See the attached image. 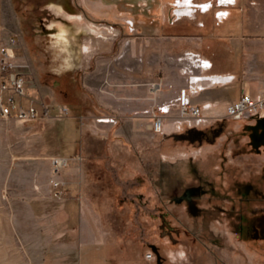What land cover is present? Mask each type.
I'll return each mask as SVG.
<instances>
[{
    "label": "rangeland",
    "instance_id": "374dc122",
    "mask_svg": "<svg viewBox=\"0 0 264 264\" xmlns=\"http://www.w3.org/2000/svg\"><path fill=\"white\" fill-rule=\"evenodd\" d=\"M187 2L4 0L0 45L14 46L29 96L49 108L28 121L0 114V264H44L43 252L25 249L16 232L18 215L28 212L22 194L10 193L8 174L24 162L21 149L58 146L61 127L51 124L60 106L70 102L71 124L83 99L88 147L79 155L90 237L139 245L157 264H264V117L185 118L174 108L177 90L197 74L191 59L179 57L199 31ZM200 13L192 17L202 20ZM60 25L65 44L56 41ZM130 84L137 106L156 105L157 90L165 102L163 129L149 128L148 138H127L118 133L126 123L110 121Z\"/></svg>",
    "mask_w": 264,
    "mask_h": 264
},
{
    "label": "crops",
    "instance_id": "0c3cea01",
    "mask_svg": "<svg viewBox=\"0 0 264 264\" xmlns=\"http://www.w3.org/2000/svg\"><path fill=\"white\" fill-rule=\"evenodd\" d=\"M187 3L195 5L190 20L199 28L190 39L191 50L179 55L180 59H191V67L197 70L196 75L190 76L189 85H184L190 89L192 102L202 108L203 114H217L226 112L228 103L237 100L244 91L260 97L264 93V0H188ZM188 9L193 12L190 7ZM197 10L201 11L202 20L192 17ZM5 11L4 0H0V27L4 23ZM1 45L0 57L5 44ZM70 65L67 69L62 67L60 73L71 70L74 65ZM1 75L0 72V83ZM124 90L126 99L123 105L120 103L119 109L115 108L120 113L108 114L110 121H124L127 130L121 128L118 133L122 134L123 130L127 138H148L152 133L149 120L152 122L155 113L165 112V102L159 101L157 90L156 105L150 101L146 107L144 101L143 107H139L136 105L135 87L126 85ZM237 90H240L239 94L235 92ZM68 103L62 104V108L60 106L61 111L64 107L70 110ZM78 104L80 112L72 115L76 118L74 123L70 124L65 119L69 114L63 112L60 121L51 124L61 127L58 146L21 149L20 153L25 155L24 162H15L10 169L7 182L14 186L10 193L22 194L21 202L28 212L27 219L22 214L18 215L21 224L16 227V232L25 249L43 252L44 264H157L153 257H147L149 251L139 245L89 236L92 231L83 220V160L73 159L63 170L67 178L64 196L53 195L51 156L79 155L88 147L84 117L89 115V104L85 99ZM55 106L57 108L58 105ZM46 107L49 108L48 105ZM174 108L177 109L176 106ZM74 124H78L75 134L68 135V129ZM67 137L72 144L70 149H64ZM118 146L116 143L113 147ZM113 147L108 146V149ZM125 149H130L129 145H125ZM150 247L155 249L154 245Z\"/></svg>",
    "mask_w": 264,
    "mask_h": 264
},
{
    "label": "built area",
    "instance_id": "2783aa9c",
    "mask_svg": "<svg viewBox=\"0 0 264 264\" xmlns=\"http://www.w3.org/2000/svg\"><path fill=\"white\" fill-rule=\"evenodd\" d=\"M12 42H15L14 38H12ZM22 68L23 63L17 60L14 46L3 45L0 57V72L2 74L0 114L2 117L14 116L22 121L34 120L42 117L47 107L42 105L37 98L29 96L28 82ZM26 99L28 104L25 102ZM175 106L179 114L185 118L198 117L203 114L202 108L192 102L190 89L186 86L179 89ZM63 112L68 113L67 107H64ZM226 112L234 118L264 117V93L256 98L244 91L237 100L228 103ZM151 128L156 132L163 129L162 114L155 113L153 115ZM76 158L81 159L82 157L80 155H54L51 157V187L54 196H64L67 178L63 170ZM147 257L152 258L153 251H149Z\"/></svg>",
    "mask_w": 264,
    "mask_h": 264
},
{
    "label": "bare ground",
    "instance_id": "6f19581e",
    "mask_svg": "<svg viewBox=\"0 0 264 264\" xmlns=\"http://www.w3.org/2000/svg\"><path fill=\"white\" fill-rule=\"evenodd\" d=\"M66 32H67V28L63 25H60V29H59V32L57 34L58 37H57L56 41H58L59 43L65 44L66 39H67Z\"/></svg>",
    "mask_w": 264,
    "mask_h": 264
}]
</instances>
